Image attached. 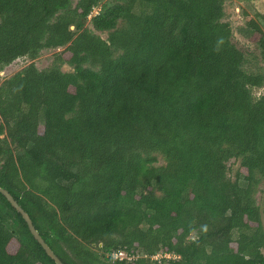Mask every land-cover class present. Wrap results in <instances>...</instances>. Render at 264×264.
<instances>
[{
    "label": "trees",
    "instance_id": "trees-1",
    "mask_svg": "<svg viewBox=\"0 0 264 264\" xmlns=\"http://www.w3.org/2000/svg\"><path fill=\"white\" fill-rule=\"evenodd\" d=\"M224 16V0H0V69L55 50L0 83V187L64 264H264V73ZM0 264H56L2 193Z\"/></svg>",
    "mask_w": 264,
    "mask_h": 264
},
{
    "label": "rangeland",
    "instance_id": "rangeland-1",
    "mask_svg": "<svg viewBox=\"0 0 264 264\" xmlns=\"http://www.w3.org/2000/svg\"><path fill=\"white\" fill-rule=\"evenodd\" d=\"M109 0H103V3H107ZM98 9L94 10V13ZM224 20L230 23L233 40L236 44L242 47L246 53V62L244 64L245 69L249 72L261 71L264 73V63L260 58H258L259 52L256 43L252 40V30L248 27L245 21V14L256 20L262 30L264 31V0H224ZM107 34H102L106 37ZM55 50H44L41 54L34 60H30L27 57L17 58L9 65L4 66L0 69V83L2 80L15 72L21 70L23 67L28 65L30 62H34L38 68H44L50 65L52 60V54ZM63 70H71V67L67 64L63 65ZM264 88H254L253 95L258 98L263 93ZM158 163L163 164L164 160L159 155ZM239 167V159L230 162V172L231 178L235 177V172ZM258 191H256L255 197L257 201L261 202V197L264 189V182L259 185ZM262 189V190H260ZM161 256L160 254H155V257ZM169 257V256H166Z\"/></svg>",
    "mask_w": 264,
    "mask_h": 264
},
{
    "label": "water",
    "instance_id": "water-1",
    "mask_svg": "<svg viewBox=\"0 0 264 264\" xmlns=\"http://www.w3.org/2000/svg\"><path fill=\"white\" fill-rule=\"evenodd\" d=\"M0 193H2L6 197V199L10 202V204L22 215L23 219L28 225L30 232L32 233L34 238L40 243L43 249L46 251L47 255L50 256L56 262V264H64L61 261V259L54 253V251L50 248V246L45 242L43 237L35 228L29 214L21 207V205L15 200V198L11 195V193L3 187H0Z\"/></svg>",
    "mask_w": 264,
    "mask_h": 264
},
{
    "label": "built area",
    "instance_id": "built-area-1",
    "mask_svg": "<svg viewBox=\"0 0 264 264\" xmlns=\"http://www.w3.org/2000/svg\"><path fill=\"white\" fill-rule=\"evenodd\" d=\"M115 257H120L122 258L123 254L122 253H114L113 254ZM165 256H168V255H165Z\"/></svg>",
    "mask_w": 264,
    "mask_h": 264
}]
</instances>
